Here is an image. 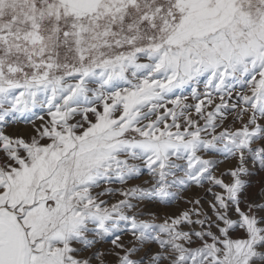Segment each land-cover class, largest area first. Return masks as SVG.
I'll return each mask as SVG.
<instances>
[{
	"label": "snow or ice",
	"instance_id": "obj_1",
	"mask_svg": "<svg viewBox=\"0 0 264 264\" xmlns=\"http://www.w3.org/2000/svg\"><path fill=\"white\" fill-rule=\"evenodd\" d=\"M0 264H264V0H0Z\"/></svg>",
	"mask_w": 264,
	"mask_h": 264
}]
</instances>
